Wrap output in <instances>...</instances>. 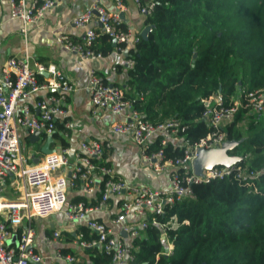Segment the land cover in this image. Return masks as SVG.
Wrapping results in <instances>:
<instances>
[{"label":"built area","instance_id":"1","mask_svg":"<svg viewBox=\"0 0 264 264\" xmlns=\"http://www.w3.org/2000/svg\"><path fill=\"white\" fill-rule=\"evenodd\" d=\"M112 1L114 10L107 9L103 0H93L84 12L71 19L72 25L84 30L82 41L59 34L55 42L77 54L81 60L93 61L102 57L92 45L99 33H103L110 39L114 38L118 51L126 55L128 46L139 40L141 31L129 26L123 28V0ZM8 3V18L21 22L23 48L18 55L5 60L0 74V194L8 185L13 195L11 198L0 196V264H40L46 258L63 264L75 263L76 257L72 254L57 250L53 255H43L34 249L32 219L44 218L60 210H63L66 219L83 222L95 234L94 238L86 240L81 231H76L73 238L75 246L81 249L100 247L109 256L105 264H131L136 257L135 252L120 232L132 238L138 235L139 230L155 225L161 228L165 238V231L177 224L175 215L164 222L157 217H163L166 205L191 195L192 184L232 176L249 189L254 186L252 179L256 173L246 172L236 163L203 168L197 174L194 159L199 147L217 148L226 141L223 127L233 119L238 107L254 112L264 111V87L253 91L240 90L230 104L225 103L220 92L201 99L205 104L202 116L211 131L193 144H188L181 135L185 125L177 119L153 123L143 118L134 107V99L126 97L121 86L106 83L93 68L88 70L86 85L91 109L105 110L120 118L112 122L111 131L130 135L147 166L155 171L170 168L168 187L152 189L128 183L114 174L111 167L94 161L100 159L110 146L107 141L82 140L73 158L69 156L67 146L59 145L53 152L42 154L38 162L31 163L34 156L23 153L20 131L25 130L29 135L35 131H40L42 135L53 134L56 122L66 114L65 101L74 86L62 78L53 64L43 65L34 61L28 48L29 26L38 22L43 13L53 6L54 0H8ZM134 3L144 16L150 14L154 6L151 0L145 3L134 0ZM92 21L99 24V33L91 26ZM133 62L132 58L125 56L126 65L131 66ZM111 70L115 72V66ZM39 74L46 75L39 80ZM39 90L47 91V94L36 101L35 109L27 103L17 106L20 99H26ZM63 126L68 130L73 124L63 121ZM154 141H158V148L151 150ZM168 142L183 147L182 157L164 156L163 147ZM178 168L183 170L178 171ZM98 184L101 185L98 203L86 205L77 201L67 204L69 192L78 191L81 195L90 196ZM253 191L256 189L253 188ZM112 197H118L119 202L111 213L108 201ZM99 210L109 212L107 223L87 217L89 211ZM131 214L138 218L134 226L126 222ZM113 225H117L120 231L114 230ZM60 234L56 230L45 236V244L51 245ZM173 247L172 241L167 240L164 254H171Z\"/></svg>","mask_w":264,"mask_h":264},{"label":"trees","instance_id":"2","mask_svg":"<svg viewBox=\"0 0 264 264\" xmlns=\"http://www.w3.org/2000/svg\"><path fill=\"white\" fill-rule=\"evenodd\" d=\"M151 1L153 9L144 19L146 36L140 35L126 51L134 62L125 70L124 94L153 123L177 119L185 125L181 135L193 144L211 131L201 99L220 92L230 104L240 90L264 87V0ZM97 40L105 47L96 48ZM110 41L99 33L92 48L105 54ZM223 131L226 140L237 141L228 154L246 155L236 165L256 173L254 186L249 189L232 176L192 184L191 195L166 205L163 217H157L164 222L175 215L177 224L165 231V238L155 225L129 238L136 256L131 264H264V111L240 106ZM52 135L66 146L57 131ZM157 148L154 141L150 149ZM163 152L166 158H178L183 147L168 142ZM105 156L106 149L94 161L108 166ZM100 191L98 184L92 200L78 195L74 201L94 205ZM77 231L83 239L95 237L85 225ZM167 240L174 247L165 255ZM82 251L87 259L81 264L109 260L98 246ZM61 252L75 254L70 249Z\"/></svg>","mask_w":264,"mask_h":264},{"label":"crops","instance_id":"3","mask_svg":"<svg viewBox=\"0 0 264 264\" xmlns=\"http://www.w3.org/2000/svg\"><path fill=\"white\" fill-rule=\"evenodd\" d=\"M92 1L54 0L53 6L48 8L38 22L31 24L28 29V48L33 60L43 65L53 64L62 78L69 80L74 86V90L68 94L65 101L66 114L56 122V131L66 142L71 158H73L74 151L82 140L107 141L110 146L106 149L104 162H108V166L111 167L114 174L131 184L145 185L152 189L167 188L170 168L155 171L147 166L142 161L139 148L130 135L116 134L111 131L110 125L112 122L120 118L105 110L97 109L93 111L91 109L86 89L87 74L90 68L95 69L106 83L119 85L123 91L126 87L124 81L125 70L128 65L125 64V55L117 49L118 44L112 45V41H110L111 49L102 54L101 58L93 61H83L77 54L65 50L55 42V37L59 34L68 35L75 41L83 40L84 30L72 25L71 19L84 12ZM103 3L107 9L114 10L112 0H103ZM123 4L125 7L122 14L124 24L137 31H142L145 27V16L139 12L134 0H123ZM8 12V0H0V74L5 60L18 55L23 48V38L20 33L21 22L18 19H9ZM91 26L99 33L100 26L98 23L92 21ZM103 47H105L104 42L97 40L96 48ZM112 66H115V72L111 70ZM45 75L42 74V77ZM46 94L47 91L44 90L35 91L26 99H20L17 106L27 103L31 109H35L36 101ZM63 121L72 122V128L66 130ZM45 138L46 135H41L36 142L31 144L29 134L25 130H21L20 142L23 153L29 157L38 155ZM23 142H27L32 150L26 151L22 146ZM59 145L60 142L53 136L51 147L56 148ZM30 162L34 163L33 160H30ZM78 195H81L78 191L69 192L67 204L75 202L74 199ZM0 196L4 198L13 196L8 185L5 186ZM92 197L93 194L88 196V199L92 200ZM118 202V197H112L108 201V211L114 212ZM108 213L102 210L89 211L87 217L96 218L107 223ZM137 220L138 218L134 214L126 218L127 224L131 226H134ZM31 223L35 230L34 249L37 252L43 255H53L57 250L61 252L70 249L75 251V254L72 255L76 257V262L72 264H81L84 259H87V255L82 249L77 248L73 243L74 233L80 225H83V222L66 219L63 210H60L44 218L35 217ZM112 228L118 232L120 231L117 225H113ZM56 230L61 232L60 236L51 245L45 244L44 237L51 235ZM120 234L128 243L129 238L126 235L124 236L122 232ZM40 264L63 263L46 258Z\"/></svg>","mask_w":264,"mask_h":264},{"label":"water","instance_id":"4","mask_svg":"<svg viewBox=\"0 0 264 264\" xmlns=\"http://www.w3.org/2000/svg\"><path fill=\"white\" fill-rule=\"evenodd\" d=\"M149 27H144V29L141 31V35L144 37L146 36V33L148 31ZM112 45H116L117 42L113 38L111 39ZM196 57V53H193V59ZM220 91V89H219ZM42 133L40 131H35L32 134L29 135V141L31 144L36 142L40 137ZM53 141L52 134H47L44 143L41 145L39 149V154H48L53 152L55 149L51 147V143ZM237 141L233 140H226L224 141L220 147L217 148H203L199 147L197 150L196 158L194 159V170L195 173L200 174L203 168L212 167L214 165H230L233 163H236L238 160L242 159V156L237 155H230L228 154L229 149H231ZM35 155L33 157V162H38L40 155ZM99 181H97L98 183ZM122 234L125 236L126 233L122 232ZM13 240L16 241V237H13ZM145 264V263H140Z\"/></svg>","mask_w":264,"mask_h":264},{"label":"rangeland","instance_id":"5","mask_svg":"<svg viewBox=\"0 0 264 264\" xmlns=\"http://www.w3.org/2000/svg\"><path fill=\"white\" fill-rule=\"evenodd\" d=\"M22 146H23V148L26 150V151H30V150H32V148L29 146V144L27 143V142H23V144H22Z\"/></svg>","mask_w":264,"mask_h":264}]
</instances>
